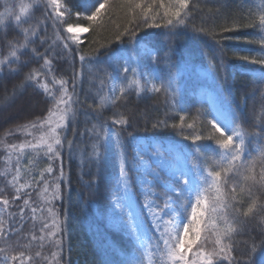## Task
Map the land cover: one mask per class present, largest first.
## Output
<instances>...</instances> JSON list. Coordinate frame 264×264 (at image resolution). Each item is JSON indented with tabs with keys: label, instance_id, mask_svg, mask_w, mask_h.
<instances>
[{
	"label": "trees",
	"instance_id": "16d2710c",
	"mask_svg": "<svg viewBox=\"0 0 264 264\" xmlns=\"http://www.w3.org/2000/svg\"><path fill=\"white\" fill-rule=\"evenodd\" d=\"M61 2L71 9V15L67 14L69 22L54 25V14L47 6V0H0V13L6 9L12 12L5 25L0 26V60L11 59L13 45L24 42L23 29L29 30V39L33 41L21 50L19 62L0 65V173L15 170L18 153L13 152L11 163H8L10 145L36 143L47 132L48 125L41 128L39 122L53 119L49 109L55 111L52 97L59 99L61 95L59 81L67 82L64 87L73 101L66 127L58 130L63 145L59 158L49 160L43 149H26L21 158L20 182L32 185L26 189L27 195L13 200L15 192L8 183L11 173L0 175V195L10 200L3 213L5 228L14 230L7 239H0V247L17 245L18 250L32 256L30 264H131L137 258L144 264L139 247L113 210L117 164L112 154L107 162L97 164L93 152V145L98 143L97 129L107 122L120 131L124 143L123 159L128 165L135 160L133 143L128 142L131 134L148 145L156 141L160 145L170 143L176 146L187 169L194 172V167L202 164L204 157L193 150L191 137L197 134L208 136L211 126L206 121L214 118L202 96L208 91L227 117L228 126L229 120L235 117L238 130L245 135L246 153L256 160L259 180L260 160L264 155V79L260 73L261 65L239 57L260 54L258 43L245 42L253 38L258 40L260 30L240 28L223 32L221 29L225 25L231 26L233 20L246 23L250 16L257 14L262 0H191L190 8L195 5L191 15L170 35H166L169 30L163 27L144 28L141 25L137 39L151 41L156 49L155 60L142 54L133 55L129 36L124 35L119 41L115 39L127 25L129 17L123 11L117 9L105 15L102 21L89 22L85 15H76L77 12L83 13L87 6L84 0ZM114 2L110 0V3ZM149 2L151 0H145V3ZM25 4L32 7L22 15V21L26 22L17 27L14 16L21 14L20 8ZM157 20L163 23L159 17ZM67 24L88 28L81 43L75 44L67 39L69 36L63 29ZM32 30L36 32L34 37L31 36ZM65 43L68 49L64 48ZM32 49L52 60L50 72ZM81 54L85 56L83 62L79 58ZM113 55L131 57L130 63L135 66L138 62L144 74L155 69L166 83L171 82L176 103L173 104L172 97L163 91L137 95L132 89L116 104L106 101V106L98 107L101 97L109 95L110 80L104 77V70L111 75L117 74L107 62V58ZM177 65L182 66L179 72ZM32 70L41 72L39 84L26 81ZM120 75L131 74L121 72ZM102 78L105 79L103 89L100 85ZM44 84H47V93ZM222 99L231 106V112L225 110ZM181 108L182 112L179 111ZM121 115L128 117L129 124L113 125L112 120ZM181 115L185 117L183 132L180 127H172L181 124ZM33 123L37 127H31ZM154 124L158 126L153 127ZM189 124L193 127L188 128ZM197 143L206 146L205 156L211 155L213 141ZM99 151L102 153L103 149ZM49 165L51 173L47 171ZM159 174L161 181L170 182L163 171L159 170ZM127 176L135 201L139 203L142 194L137 190L131 168ZM234 180L238 185L245 184L240 177ZM152 189L156 193L162 191L159 183ZM252 191V196L247 192L242 195V212L255 200L253 212L247 217L239 216L237 231L233 233L235 264H260L264 256V189L256 184ZM24 199L29 201L27 206ZM155 200L162 204L161 199L156 197ZM20 207L25 208L23 220ZM33 207L38 209L35 214L31 211ZM140 207L139 212L145 216ZM57 218L62 222L59 230L52 227ZM145 219V228L153 237L147 243L155 250L156 235ZM45 224L49 227L44 228ZM51 232L56 235H50ZM33 235L37 237L34 241L31 240ZM29 243L30 247L25 249L24 245ZM253 246L257 252L249 260ZM37 252L39 256H36ZM153 258L156 261V256Z\"/></svg>",
	"mask_w": 264,
	"mask_h": 264
},
{
	"label": "snow or ice",
	"instance_id": "6c2138e0",
	"mask_svg": "<svg viewBox=\"0 0 264 264\" xmlns=\"http://www.w3.org/2000/svg\"><path fill=\"white\" fill-rule=\"evenodd\" d=\"M87 5L82 12H77L76 15H85L89 22L102 21L103 17L110 12L119 9L123 11L127 20V25L123 28V31L116 35L117 41L121 40L124 35L130 37L132 41V54L135 56L144 55L149 59L155 60L156 49L152 45L151 41L140 38L137 39V34L141 29V25L144 28H165L168 29L166 35H170L172 30L180 25L185 24V20L192 13L195 5L190 8L191 0H151L149 3H145V0H115L114 3H110V0H84ZM47 6L51 7L54 14L53 23H63V17L65 14L71 15V9L61 3V0H47ZM32 7L30 4L22 5L20 13L14 16L16 26L19 27L22 23V15H26L28 10ZM63 8V11L61 9ZM12 15L11 10L6 9L5 12L0 13V26L5 25V21ZM160 21L158 22L157 18ZM91 23L89 27H91ZM131 26V27H130ZM240 28H258L260 30L259 39H249L247 43H258L260 48V54L252 56H240L239 58L247 61L251 64L261 65L260 73L262 79H264V0L258 9L255 16H250L246 23L233 20L231 26L225 25L222 27L223 32H234ZM204 31V29H200ZM67 33H79L87 32L88 28L80 26H74L69 24L65 29ZM24 42L22 44L13 45L10 51V57L0 60V65L17 63L20 60V54L22 49H26L29 43L33 41L29 39V30L23 29ZM35 30L31 31V36H35ZM60 39L59 35L57 36ZM231 39L232 37H227ZM73 43L79 44V35H71L67 37ZM236 39H240L236 37ZM64 48L68 49L67 43L64 44ZM71 50V49H69ZM33 53L43 59L44 65L47 66L48 71H51L52 60L47 55H42L36 52V49H32ZM80 60L83 62L85 56L80 55ZM131 57H121L119 55L109 56L107 62L109 67L113 68L116 75H111L104 70V77L110 80L111 86L108 89L110 95L101 97L98 107L106 106V101H110L112 104H116L126 97L128 92L132 89L135 90L137 95L143 92H156L163 91L166 95L172 97L173 104L176 103L174 99L173 90L171 89V82H165L159 73L153 69V71L144 74L140 70L139 63L135 66L130 63ZM177 71L181 70V65H177ZM2 71V68H0ZM131 75H120V73ZM40 71L32 70L27 76L26 81H35L39 84ZM159 80V83L157 81ZM62 87L61 95L59 99L52 97L54 101V108L49 109L50 117L56 116V122L53 126V121L50 118L39 122V126L43 128L45 124L48 125L47 132L43 133L36 143H28L21 145H10L11 152L9 153L8 163H11V155L13 152L18 153L16 158L15 170L7 169L5 173L0 175L7 176L11 173V179L8 183L14 189L15 195L13 200H20L23 196L27 195L26 189L31 188V183H21V158L26 149L39 150L43 149L49 160L59 158L60 149L63 146L61 140V133L59 129L66 127L69 112L71 111V104L73 103L72 97L68 95V90L64 85L66 81H59ZM101 89L105 85V79H100ZM44 91L47 93V84L43 85ZM222 103L225 105V110L231 112V106L226 101ZM183 111V109H179ZM227 119V117H226ZM185 117L180 116V125H172V127H180L183 132V122ZM163 123V122H161ZM211 126L208 136H201L199 134L191 137L193 150L200 156L204 157L202 164L196 165V171L187 170H174L170 173V182H164L160 179V174L155 169H149L144 162L145 150L142 149L139 138L129 134L128 142H134V149L136 152L135 160L141 162V167H136L135 160L132 164L128 165L127 161L123 159L124 143L121 140L120 131L115 127H111L104 122L99 129H97L98 143L93 145V152L96 156L97 164L101 162H107L113 152L121 157V161L118 167V180L122 183L117 184V192L119 195L113 201V210L117 213L118 219L121 223L125 222V215H127V227L132 233L139 248L145 249V255L148 256V264H157L154 260V256L158 254L159 264H222L227 261V264H235L236 258L233 256V233L237 231L236 224L239 222V216L242 214L244 217L249 216L253 212L255 207V200L242 212L243 198L242 195L247 192V195H253V186L259 184L264 189V155L261 156V167L259 171V180H257L256 174V160L252 159L246 153L245 147V135L242 131H239L235 124V117L229 120V126L225 127L218 119L206 121ZM113 125L127 126L129 119L127 116H119L112 120ZM154 124L153 127H157ZM167 126V125H165ZM31 127H37L36 123L31 124ZM188 128H192L191 124L187 125ZM102 132V135H101ZM219 135H216V134ZM185 139L189 137L185 136ZM201 140L213 141L211 155L205 156V145L197 143ZM103 149L101 153L99 149ZM171 151V149H169ZM150 156L160 157L161 153L157 150L155 152H149ZM31 162V161H30ZM127 165V166H126ZM157 166L162 168L164 166V160L158 159ZM140 173H146L137 179L139 185H147L145 189L142 187L141 191L144 194L146 203L143 205L145 211L151 216L153 221L152 227L158 234L155 239V250L148 247L147 241L153 239L148 234V230L144 227L141 215L134 211L135 209V197L131 190V181L128 178V170ZM48 173L52 172V167L49 165L47 169ZM150 175L151 180L147 178ZM63 171L61 169V177ZM240 177L245 184L238 185L234 178ZM41 179L43 177L41 176ZM159 183L162 191L156 193L152 191V186ZM58 187V186H57ZM238 195L240 198L238 199ZM157 197L162 200V204H158L155 199H149V197ZM29 201L24 199V205L27 206ZM10 205V200L3 195H0V239H7L9 234L14 230L12 228H5V220L3 213L7 211ZM129 209L125 214V209ZM37 208L31 209L32 213L37 212ZM24 207H20L19 214L21 220L24 218ZM163 213V216L161 215ZM167 217V219H164ZM159 221V222H158ZM161 223L163 227H161ZM62 222L54 220L52 227L59 230ZM49 225L45 224L44 228H48ZM211 229V235L215 237L213 243L214 247L210 251H205V244L209 240V231ZM50 235H56L55 232H51ZM37 237L33 235L31 240H36ZM227 241V242H226ZM60 241L57 240V243ZM162 244V248H161ZM30 247V243L24 245L27 249ZM196 248L195 260L189 259V253L193 252V248ZM257 252L255 246H253L252 253L249 256V260H252ZM40 253L37 252L36 256ZM32 260L31 255H27L26 251L18 250L17 245H9V247H0V264H30ZM131 264H143L140 258H137ZM260 264H264V256L261 257Z\"/></svg>",
	"mask_w": 264,
	"mask_h": 264
},
{
	"label": "rangeland",
	"instance_id": "374dc122",
	"mask_svg": "<svg viewBox=\"0 0 264 264\" xmlns=\"http://www.w3.org/2000/svg\"><path fill=\"white\" fill-rule=\"evenodd\" d=\"M61 11H63V8L61 9ZM63 22H69V18L67 19V13L63 17ZM63 24H65V23H63ZM68 25L69 24H67L66 26H63L64 31H65V29L67 28ZM72 25L78 26V25H75V24H72ZM80 27H82V26H80ZM65 33L68 34V36H71L73 34L79 35L80 41H82V37L85 35L86 32L67 33L65 31ZM110 86H111V82H110L109 88H110ZM109 95H110V93H109ZM203 95L207 96L206 99L208 100V103L210 104L209 107H210L211 111L213 112L214 117L216 119H218L225 127H228V122H227L224 114L220 111L218 105L215 103V100H214L213 96L210 93H207V92H204ZM209 100L211 102H209ZM56 119H57V117L53 116V119H52L53 126H54V124L56 122ZM139 140H140L142 149L145 150L144 162L147 164V166L149 167L150 170L151 169H155L158 172H159V170L163 171L165 173V175L168 176L169 178H170V173L172 171H174V170H187V171H189L187 169V167H186V163L184 162V158H183L182 153L179 151V149L176 146H174V145H172L170 143H165L164 145H160L156 141H153L151 145H148L142 139L139 138ZM169 149H171V151H169ZM133 150H134V154L136 156V152H135V149H134V142H133ZM157 150L161 153L160 157H153V156H150L148 154L149 152H155ZM112 156H113V158H115L116 164H117V171H116L115 182H114V185H115L114 189L116 191V196L115 197L117 198V196L119 195V193L117 192V184L118 183H122V181L118 180V167H119V163L121 161V157L119 155H117L115 152L112 153ZM135 156H133V158H135ZM161 158L164 160V166L162 168L157 166V160L161 159ZM136 161H137L136 167H138V168L141 167V162L139 160H136ZM194 171H196V167H194ZM134 173H135L134 179H135V184L137 186V190H138V192H140L142 194V197L140 196V202L138 203V202L135 201V209H134V211L138 212L141 215V213L139 212V205L141 206L140 208L143 210V212L145 214V216L141 215V219L143 221L144 227H145V224H146V219H145V217H146L148 222H149V224H150V226H151V228H152V230H153V232L155 233V235L157 237L158 234L155 232V229L152 227L153 221L151 219V216L145 211V209L143 207V205L146 203V200H145L144 194L142 193L141 189H142V187L143 188H145V187H144V185L142 186V185H139L137 183V179L140 176H142V175H146V173H143V172L137 173L135 171H134ZM147 178L149 180L152 179V177L150 175H148ZM152 191H154V190L152 189ZM155 198L156 197H152V196L149 197V199H155ZM124 211H125V214H126L130 210L126 208ZM161 215L163 216V213ZM164 219H167V217H164ZM122 224H123L124 228L127 230V233L134 239V237L132 236V233L129 231V229L127 227V215H125V222L122 223ZM161 227H163L162 223H161ZM208 235H209V240L205 244V251H210L214 247L213 241H214L215 237L213 235H211V229H210ZM134 241H135V239H134ZM135 243L137 244L136 241H135ZM147 245H148V247H150V245L148 243H147ZM137 246H138V244H137ZM161 248H162V244H161ZM139 249H140V251L142 253L144 264H148V256L145 255V249H143V248H139ZM196 251H197V249L194 247L193 248V252L189 253V259L190 260H195L196 259V257H195V252ZM156 262H157V264H159L158 255H156Z\"/></svg>",
	"mask_w": 264,
	"mask_h": 264
}]
</instances>
